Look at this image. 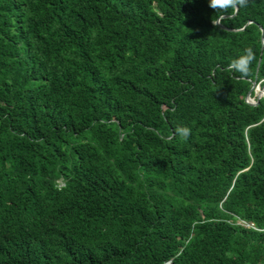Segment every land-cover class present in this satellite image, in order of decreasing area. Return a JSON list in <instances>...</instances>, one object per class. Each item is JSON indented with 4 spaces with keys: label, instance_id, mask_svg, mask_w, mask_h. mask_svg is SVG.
<instances>
[{
    "label": "trees",
    "instance_id": "16d2710c",
    "mask_svg": "<svg viewBox=\"0 0 264 264\" xmlns=\"http://www.w3.org/2000/svg\"><path fill=\"white\" fill-rule=\"evenodd\" d=\"M168 262L264 264V0H0V264Z\"/></svg>",
    "mask_w": 264,
    "mask_h": 264
},
{
    "label": "clouds",
    "instance_id": "9594fccd",
    "mask_svg": "<svg viewBox=\"0 0 264 264\" xmlns=\"http://www.w3.org/2000/svg\"><path fill=\"white\" fill-rule=\"evenodd\" d=\"M246 0H209V6L211 8H216L217 6L226 9L227 7L235 8L237 4L243 5L245 4ZM253 54L251 50H247L246 54L240 58L239 61H234L233 63L238 65L239 67H243L246 69L248 63L253 59ZM178 132L182 139L187 140L188 136L190 135L191 129L187 126L179 127ZM168 262L167 264H169Z\"/></svg>",
    "mask_w": 264,
    "mask_h": 264
},
{
    "label": "rangeland",
    "instance_id": "374dc122",
    "mask_svg": "<svg viewBox=\"0 0 264 264\" xmlns=\"http://www.w3.org/2000/svg\"><path fill=\"white\" fill-rule=\"evenodd\" d=\"M263 95V90H261V91H258V96H262ZM251 99V101H253V98H250Z\"/></svg>",
    "mask_w": 264,
    "mask_h": 264
},
{
    "label": "water",
    "instance_id": "95a60500",
    "mask_svg": "<svg viewBox=\"0 0 264 264\" xmlns=\"http://www.w3.org/2000/svg\"><path fill=\"white\" fill-rule=\"evenodd\" d=\"M260 97H261V96H259V98H260ZM247 100H248L250 103L254 104V103L251 101L250 97H248Z\"/></svg>",
    "mask_w": 264,
    "mask_h": 264
}]
</instances>
